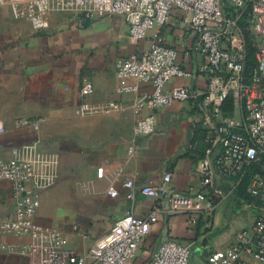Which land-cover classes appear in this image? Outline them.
<instances>
[{"label":"built area","instance_id":"2783aa9c","mask_svg":"<svg viewBox=\"0 0 264 264\" xmlns=\"http://www.w3.org/2000/svg\"><path fill=\"white\" fill-rule=\"evenodd\" d=\"M0 5H7L14 19L27 21L37 32L49 28L51 12L84 19L122 18L132 41L149 40L147 49L115 64L116 77L131 81L119 86L118 94L136 93L142 84L152 89L136 103L149 113L135 124L134 142L155 132L156 111L191 103L195 129L203 132L206 143L197 170L198 190L186 195L171 189V174L166 173L159 185L137 190L155 201L146 217H121L84 255H76L66 249L62 231L34 221L39 193L55 184L58 168L57 157L40 150L42 120L15 121L16 129L29 128L37 137L10 159H0V181L10 183L13 191L12 212L0 217V235L29 238L22 250L27 264H134L161 215H210L216 201L230 198L244 180L247 198L241 210L250 220L210 259L219 264H264V0H0ZM171 22L183 31L182 61L161 32ZM175 80L193 84L169 88ZM200 81L203 88L198 87ZM93 90L92 83L84 82L82 97ZM226 103L232 108L227 116ZM103 175L99 168L97 178ZM220 181L229 183L231 190L224 191ZM123 186L132 199L134 182L124 179ZM109 195L118 193L112 188ZM0 250L14 253L3 244ZM191 254L190 246L167 238L151 252L150 264H189Z\"/></svg>","mask_w":264,"mask_h":264},{"label":"crops","instance_id":"0c3cea01","mask_svg":"<svg viewBox=\"0 0 264 264\" xmlns=\"http://www.w3.org/2000/svg\"><path fill=\"white\" fill-rule=\"evenodd\" d=\"M161 32L182 61L183 31L171 22ZM148 46V39L135 43L128 37L120 17L51 12L49 28L37 32L0 5V159H10L37 137L29 128L16 129L15 121L42 120L40 150L56 156L58 168L55 184L39 193L34 221L62 231L66 249L76 255H84L121 217H146L155 201L137 190L159 185L166 173L175 191L190 195L200 187L197 170L206 143L195 129L191 103L156 111L155 132L134 142L135 124L149 113L136 103L152 89L142 84L136 93L118 94L117 88L131 81L116 77L115 64ZM87 81L94 90L84 98L81 86ZM189 84L175 80L168 87ZM124 179L134 182L132 199ZM220 186L231 190L229 183ZM112 188L117 197L109 195ZM244 199L236 191L216 201L210 215H161L134 264H150L151 252L167 238L191 247L189 264H219L211 254L223 252L250 220L241 210ZM12 209V186L0 181V217ZM28 243V237L0 235V244L14 248V253L0 250V264H27L22 250Z\"/></svg>","mask_w":264,"mask_h":264},{"label":"trees","instance_id":"16d2710c","mask_svg":"<svg viewBox=\"0 0 264 264\" xmlns=\"http://www.w3.org/2000/svg\"><path fill=\"white\" fill-rule=\"evenodd\" d=\"M248 46H249V48H250V46H251V42H249L248 43ZM249 52H250V50H249ZM249 61H251V53L249 54ZM231 110H232V108H231V106L229 105V103H226L224 106H223V113H224V115H231ZM246 183H247V181L246 180H244V181H242V183L240 184V186L237 188V191H238V196L240 197V198H247V196H245V193H244V188H245V185H246Z\"/></svg>","mask_w":264,"mask_h":264},{"label":"water","instance_id":"95a60500","mask_svg":"<svg viewBox=\"0 0 264 264\" xmlns=\"http://www.w3.org/2000/svg\"><path fill=\"white\" fill-rule=\"evenodd\" d=\"M238 207V206H237ZM239 208V207H238Z\"/></svg>","mask_w":264,"mask_h":264}]
</instances>
